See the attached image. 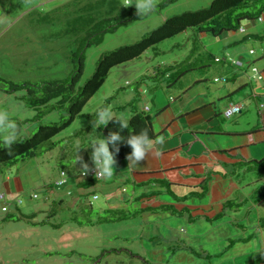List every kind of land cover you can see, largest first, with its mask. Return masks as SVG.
I'll return each instance as SVG.
<instances>
[{
	"label": "rangeland",
	"instance_id": "obj_1",
	"mask_svg": "<svg viewBox=\"0 0 264 264\" xmlns=\"http://www.w3.org/2000/svg\"><path fill=\"white\" fill-rule=\"evenodd\" d=\"M102 1L106 2L103 7ZM109 1L0 0V113H7L9 119L16 123L17 138L32 135L40 124L59 123L66 118L67 109L66 106L56 107L55 101L30 109L19 98L26 96V92L6 93L8 85L3 81L39 87L67 80L74 69L72 52L93 32L91 26L94 22L120 14L122 8L140 11L143 14L141 19L130 20L115 31L105 33L98 44L85 47V67L77 84L81 87L93 74L102 54L137 42L166 18L195 11L211 3V0H199L197 5L188 7L184 4L189 0H173L160 7L158 4L165 0H127L128 5L126 0H113L118 6L113 8ZM144 4H150L149 10L145 11ZM241 27L242 33L229 31L217 37L197 34L195 29L188 28L148 48L139 57L113 67L80 115L63 131L38 146L35 158L23 159L14 165L0 164V195H7L4 182H11L13 188L17 184L20 191L7 195L6 199L9 202L21 200L19 211L30 216L29 219L3 222L6 213L1 208L5 202L0 200V264H253L264 248V228L260 231L255 227L264 217V202L255 203L258 198L251 197V194L264 182V173L261 169L246 172L238 165L247 158H263L264 131L254 133L258 135H255V145L235 147L229 151L236 158L228 170L235 172L233 181L239 184V191L234 190L231 202L242 203L239 208L227 210L230 216L226 220L239 224L233 227L228 224L226 228L214 230L205 223L192 227L168 212L148 217L149 223H144L142 216L113 221L114 217L105 212L110 206H115L107 200L108 189L121 190L124 186L128 194L131 191L128 184H121L116 177L108 176L106 182L102 179L82 190L87 198H79L80 190L70 180L62 189H56L53 184L61 170L66 172L71 169L70 163L75 164L77 145L82 148L89 140L101 135L99 127L103 124L97 123L93 127L95 114L100 108L107 107L111 117L118 116L127 121L132 112L148 107L153 129L157 132L169 122L172 111H176L172 105L178 102L177 97L182 96L195 80L209 88L211 94L221 86L230 88L237 68L228 66L225 61L215 63L214 57L241 66L235 83L244 82L245 85L236 93V99L246 97L250 86L257 87L264 96V79H253L252 73L256 68L264 77V39L256 37L264 35V8L260 19L244 20ZM168 66L176 67L169 74L188 66L193 69L173 84H168L169 80L161 76L153 77L158 68ZM169 98L172 102L168 101ZM155 102L168 104V107L160 112ZM259 104L264 106V97ZM51 106L54 108L49 110ZM219 107L222 109V105ZM258 121L254 107H247L240 116L231 120L221 119L220 126L225 131H242ZM210 136L219 138V143L223 139L230 142L226 146L235 140L227 134ZM244 137L242 142L249 143V138ZM205 141L210 148L217 149L215 143ZM2 144L0 142V146ZM53 144L55 146L51 148ZM229 152L225 153L230 155ZM84 153L91 154V148H82L77 155L81 157ZM214 154L219 159L226 155L217 150ZM47 191L63 195V202L55 206L57 212L53 215L50 214L54 210L51 197L48 201L44 199ZM65 191L71 195L65 196ZM92 194H96L98 199L92 200ZM33 195L37 199L33 200ZM160 198L157 203L163 200L162 196ZM10 205L7 211L18 215ZM81 206L85 208L80 209ZM140 207L138 201H133L126 211L133 213ZM191 211L193 214L196 212ZM196 213L204 214V210L199 209ZM207 214L212 216L214 213ZM99 217L108 220L100 223ZM249 235L252 236L246 245L236 243L227 248L230 240Z\"/></svg>",
	"mask_w": 264,
	"mask_h": 264
},
{
	"label": "crops",
	"instance_id": "obj_2",
	"mask_svg": "<svg viewBox=\"0 0 264 264\" xmlns=\"http://www.w3.org/2000/svg\"><path fill=\"white\" fill-rule=\"evenodd\" d=\"M125 3L127 5L129 4L127 0ZM197 3H199V0H189L184 5L191 7L197 5ZM212 59L219 58L214 57ZM221 60L219 59L218 62ZM226 64L231 67L233 66L231 65V61L228 60ZM234 66L233 68L237 69H235L236 71L232 75L231 80L234 83L230 88L221 86L216 88L211 94L209 88L204 86L201 81L195 80L185 89L182 96L177 97L179 99L178 102L172 105L174 106L173 109L176 108V111H172V117L169 122L157 132L153 129L152 125L155 136L142 161L138 163H133L128 161V159L115 161L113 165L114 171L111 177H116L121 184L131 186V191L127 194L126 189L123 188L124 186L121 190L119 188L116 190L108 189L106 194L107 200L111 205H115L110 206V209H115L118 206L121 207L120 209H126L129 203L141 197L139 201L141 207L168 206L175 212L174 214L170 212L171 215L180 217V219L192 227L205 223L210 227L209 229L219 230L226 228L228 224L231 227L237 224L234 220H226L230 216L227 210L230 211L242 205V203L231 202L234 190L239 191V187H237L239 184L233 181L232 176L235 175V172L228 170L229 166L234 164L231 161L236 158L229 151L235 147H245V145L253 146L256 144L255 135L256 137L258 135L254 133L264 131V122L262 121L264 106L259 104V101L264 96H261L259 91H257V87L250 86V91L246 97L240 100L236 99V93L243 88L245 83H235L236 78L239 76L237 74L241 71V66ZM155 73L156 71L153 73L154 78ZM164 78L168 79V75H165ZM214 82L217 83L218 81ZM196 90L197 92H195ZM234 98L235 100H233ZM151 101L153 102L152 99ZM168 101L172 102L171 98ZM155 104L158 105L156 102ZM229 104H238L242 109L239 114L228 119L231 120L237 115H242V112L247 107H254L259 121L246 130L225 131L221 128L220 122L221 119H227L223 117V112ZM220 105H222V109L219 107ZM158 107H160L161 110L159 111L161 112L168 107V104H159ZM224 134L235 137V140H233L234 143L231 142L232 144L230 146H226L230 142L224 141L223 139L219 143V140H217L219 138L210 136ZM201 135H204V137ZM244 135L249 138V143L247 144L242 142ZM161 139L162 142H160ZM205 140L215 143L217 146L216 150L221 155H226H223L224 157L219 159L214 154L216 150L210 148ZM225 152H229L230 155ZM90 155L84 153L81 156L82 161L87 163L89 168L93 166ZM251 159L256 160L257 158L256 156L247 158L240 163L250 161ZM74 166L78 168H74ZM70 168V170L66 171L69 175V180L77 186L81 183L78 178L80 161H76L75 164L70 163ZM106 178L108 177L101 176L100 180L103 179L106 182ZM3 185L7 195L20 191L17 184L15 188H13L11 182L9 184L4 182ZM46 190H52V188ZM79 190L80 196L84 194L82 192L83 189ZM146 192L148 193L146 194ZM47 193V198L49 200V197H51V202H56L60 198H63L62 194H57L58 192L51 194L47 191ZM160 196H162L163 200H160L161 202H158L160 203L158 204L157 200L161 199ZM251 197H253V193ZM190 203L194 205H189ZM187 204L192 207L189 208ZM13 209L16 211V207L13 206ZM199 209L204 210V214L196 213ZM191 210H196L195 214ZM8 213L11 212L9 211ZM207 213H214V216H209ZM159 214L164 213L152 214L150 212H143L140 216L143 217L144 223H149L148 217L158 216ZM255 227L260 231L262 230V228H259L258 223L255 224ZM208 232H212V230ZM249 236L238 238L235 241L245 240ZM237 243L246 245L248 241ZM261 256L263 260L259 264H264V248L258 258Z\"/></svg>",
	"mask_w": 264,
	"mask_h": 264
},
{
	"label": "trees",
	"instance_id": "obj_3",
	"mask_svg": "<svg viewBox=\"0 0 264 264\" xmlns=\"http://www.w3.org/2000/svg\"><path fill=\"white\" fill-rule=\"evenodd\" d=\"M172 1L173 0H165L158 5L160 7H164ZM100 4L101 7H103L104 5H106V2L102 1L100 2ZM109 4H112L111 6H114L113 8L118 7L116 4L114 5L113 0H110ZM263 8L264 0H211V3L207 7L195 11H186L182 14L166 18L157 28L149 32L137 42L118 47L112 51L102 54L98 58L96 68L90 78L87 79V81H85V83L81 87H77V84L85 67V47L92 44H98L102 40V37L105 33L115 31L120 25L130 20L141 19L143 14L133 8H122V12L120 14H116L112 17L107 16L97 22H94V24H92L93 26H91L93 32L89 34L88 38L83 41V44L80 45L77 50H74L72 52L71 63L73 64L74 69L67 80L62 82L43 84L39 87H32L30 85L24 84L16 85L7 81H3L4 84L6 83L8 85L7 91H5L6 93H14L17 91L26 92V96H21L19 98L25 101V104L28 108L37 109L39 107L48 105L52 101H55L57 104L56 107L66 106L67 116L59 123L49 125L40 124L32 135L27 137L20 136L19 138H16L15 143H13L10 148L2 144L0 146V164L14 165L20 160L34 158L37 154L36 150L38 146H40L44 141L50 140L52 137L63 131L75 120L77 116L80 115L86 103L104 84L109 71L113 67L139 57L148 48L177 34H180L186 31L188 28L195 29V32L197 34H210L214 37L220 36L224 32L239 31L241 29L242 21L260 19V14ZM256 37L259 39H264V35ZM213 61L215 63H219L215 61V59H213ZM223 61L226 62L227 60L222 59L220 62ZM175 68L176 67L174 66H168L165 69L158 68L155 73V78H157L158 76L164 78L165 75H168V84H173L180 77L187 74L188 71L193 69L191 66H188L185 69L174 71L171 74L168 73ZM52 108L54 107L51 106L49 110H52ZM125 123L127 124V127H124L123 130H121L122 125H124ZM99 128L101 130V136H107L109 131H120V134L122 136L127 137L128 135L139 132L141 129H147L151 139H153L155 136V133L152 129L150 112H144V110L132 112L129 115L127 121H123L118 116H112V121H109L106 126L101 125ZM54 146L55 145L53 144L51 148H53ZM130 151V147L127 144L121 142L118 146V151H116L115 153V161L127 159L126 157L130 153ZM238 166L241 170L244 169L246 172L252 171L254 169H261L264 173V156L260 160L251 159L250 161L239 163ZM80 181L81 183L77 185V188L88 189L96 181H100V179L88 178L86 180L80 179ZM53 184L55 186V183ZM55 187L56 189H62L57 188V186ZM65 194H67V191H65ZM83 196H86L87 198V195L85 193L82 194L80 198H82ZM93 196L97 195L92 194V197ZM253 196L254 198H258L257 200L255 199V203L264 202V182L253 191ZM140 200L141 197H139L136 201L139 202ZM62 202V198H60L56 202H50L54 206V210L50 213L51 215L57 212L55 206H60ZM87 207H89V209L91 208L89 205H87ZM83 208H85V206L80 207V209ZM17 209H19V207L16 208V212L18 213V215H15L14 213H6L5 217L2 218V221L10 222L22 218H30V216L22 214ZM105 212L114 217L112 219L113 221L130 219L135 216H140L143 212H150L152 214H156L159 212H171L172 214L175 213L174 211H172V209L165 205H158L157 207L144 206L139 208L137 211H134L133 213H128L126 209L117 210L112 208L107 209ZM121 212L122 216H119ZM99 219L100 223H104L105 220H108V218L105 219V217H99ZM72 220L73 222L79 224L76 219ZM258 224L260 226L259 228H264V217L259 219ZM54 227L56 228L57 226ZM250 239L251 236H249L245 240H231L227 248H231L237 242H247ZM262 256L256 259L253 264H259L260 262H262Z\"/></svg>",
	"mask_w": 264,
	"mask_h": 264
},
{
	"label": "clouds",
	"instance_id": "obj_4",
	"mask_svg": "<svg viewBox=\"0 0 264 264\" xmlns=\"http://www.w3.org/2000/svg\"><path fill=\"white\" fill-rule=\"evenodd\" d=\"M125 4L127 5V3ZM135 7L137 6L135 5ZM144 7L145 11H147L150 8V4H144ZM109 121H112L111 113L107 107H102L95 114V120H93V127L97 123H102L103 126H106ZM124 127H127L126 123L122 125L121 130H123ZM16 138V123L9 119L7 113H0V142L10 148L12 144L15 143ZM121 142L127 144L131 149L130 153L126 157L128 161L138 163L139 161H142L145 158L147 151L152 143V139L150 138L147 129H141L139 132L128 135L127 137L122 136L120 134V131H109L107 136L99 135L98 138L89 140L82 148H91L90 158L94 166L93 171L95 173V176L108 177L112 175L114 171L113 165L115 163V153L116 151H118V146ZM160 142H162V139ZM82 148L77 145L74 153V163L76 161H80V169L78 173L79 180L81 179L79 177V174L83 176L86 175L89 171V165L87 163H84L81 157L77 155L78 151ZM61 172L65 171L61 170L59 174ZM65 173L67 175L69 184V175L67 172ZM70 195L71 193L67 196ZM5 196L7 197V195ZM44 199L47 200V196ZM9 204H12V207L14 206L16 208L20 206H15L13 205V203ZM10 206L11 205H9L8 208ZM4 213H8V211Z\"/></svg>",
	"mask_w": 264,
	"mask_h": 264
},
{
	"label": "built area",
	"instance_id": "obj_5",
	"mask_svg": "<svg viewBox=\"0 0 264 264\" xmlns=\"http://www.w3.org/2000/svg\"><path fill=\"white\" fill-rule=\"evenodd\" d=\"M240 32H243V29H240ZM231 64L232 65H239V64H235L233 61H231ZM256 71H257L256 68H253L252 69V73L254 74L253 78L255 77ZM126 85H128V83H126ZM148 110H149L148 107H144V111L147 112ZM238 110H239L238 107L231 106L230 109L225 112L226 118H230L232 116V114L238 112ZM93 167L94 166L90 167V169H89V171H88V173L86 175L81 176V174H79V177L81 179H85V180L88 179V178H90V179H93V178L100 179L101 176H95V173L93 171ZM67 184H68L67 175H66L65 172H61L59 174L58 179L55 181V186H57V188H62L64 186H66ZM69 194L70 193L67 192V195H69ZM31 198L33 200H35V199H37V196L36 195H33ZM92 199L93 200H96L97 199V196H93ZM0 200L5 202V206L2 207V211L3 212H6L8 210V206L10 205L9 203H13V205H15V206H19V205L22 204V201L21 200H15V201H12V202L7 201L6 196L3 195V194L0 195Z\"/></svg>",
	"mask_w": 264,
	"mask_h": 264
},
{
	"label": "bare ground",
	"instance_id": "obj_6",
	"mask_svg": "<svg viewBox=\"0 0 264 264\" xmlns=\"http://www.w3.org/2000/svg\"><path fill=\"white\" fill-rule=\"evenodd\" d=\"M239 32H240V30H239ZM242 33V32H241ZM250 54H252V52H250ZM217 60V62L219 61V59H215V61ZM239 66V65H238ZM254 78H256V80H258V81H260V80H262V76H261V74H260V71L257 69V71H256V74H255V77ZM253 78V79H254ZM214 81H217V80H214ZM231 106H234V107H238L239 108V110H238V112H236V113H233L232 114V116H234V115H236V114H239L240 112H241V109H242V107L240 106V105H238V104H229L228 105V107L224 110V112H223V117H225L226 118V116H225V112L227 111V110H229L230 109V107ZM149 109V108H148ZM143 110H144V108H143ZM149 111V110H148ZM147 111V112H148ZM144 112H146V111H144ZM231 116V117H232ZM230 117V118H231ZM228 119V118H227ZM90 169V168H89Z\"/></svg>",
	"mask_w": 264,
	"mask_h": 264
}]
</instances>
